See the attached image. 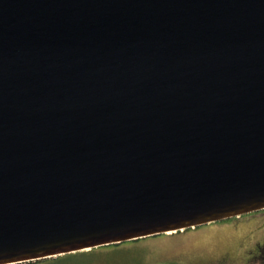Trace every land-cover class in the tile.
I'll use <instances>...</instances> for the list:
<instances>
[{
    "label": "water",
    "instance_id": "95a60500",
    "mask_svg": "<svg viewBox=\"0 0 264 264\" xmlns=\"http://www.w3.org/2000/svg\"><path fill=\"white\" fill-rule=\"evenodd\" d=\"M261 209L264 0H0V264Z\"/></svg>",
    "mask_w": 264,
    "mask_h": 264
},
{
    "label": "rangeland",
    "instance_id": "374dc122",
    "mask_svg": "<svg viewBox=\"0 0 264 264\" xmlns=\"http://www.w3.org/2000/svg\"><path fill=\"white\" fill-rule=\"evenodd\" d=\"M263 240L261 209L185 231L77 252L54 263L44 258L32 264H264V254L256 250Z\"/></svg>",
    "mask_w": 264,
    "mask_h": 264
},
{
    "label": "trees",
    "instance_id": "16d2710c",
    "mask_svg": "<svg viewBox=\"0 0 264 264\" xmlns=\"http://www.w3.org/2000/svg\"><path fill=\"white\" fill-rule=\"evenodd\" d=\"M203 226V225H202ZM197 227V226H196ZM190 228H192V227H190ZM190 228H185V229H190ZM179 231H181V230H178V231H176V232H179ZM183 231H185V230H183ZM146 237H149V236H146ZM142 239V237L141 238H138V239H131V241L132 240H141ZM130 241V242H131ZM120 243H122V242H120ZM120 243H112V244H109V245H102V246H98V247H96V248H91V249H87V251H92V250H95V249H98V248H100V247H109V246H111V245H118V244H120ZM86 250H80V251H77V252H87ZM77 252H71V253H66L65 255H58V256H55V257H47L48 259H53L52 260V262L54 263L55 261H57V260H61V259H63V258H65V257H67V256H70V255H77V254H79V253H77ZM39 260H43V259H37L35 262H37V261H39ZM34 261V260H33ZM33 261H26V262H22V263H24V264H28V263H33ZM21 263V264H22Z\"/></svg>",
    "mask_w": 264,
    "mask_h": 264
},
{
    "label": "flooded vegetation",
    "instance_id": "af4514ba",
    "mask_svg": "<svg viewBox=\"0 0 264 264\" xmlns=\"http://www.w3.org/2000/svg\"><path fill=\"white\" fill-rule=\"evenodd\" d=\"M256 250L259 254H264V240L260 243H257Z\"/></svg>",
    "mask_w": 264,
    "mask_h": 264
},
{
    "label": "bare ground",
    "instance_id": "6f19581e",
    "mask_svg": "<svg viewBox=\"0 0 264 264\" xmlns=\"http://www.w3.org/2000/svg\"><path fill=\"white\" fill-rule=\"evenodd\" d=\"M170 232V231H169Z\"/></svg>",
    "mask_w": 264,
    "mask_h": 264
}]
</instances>
